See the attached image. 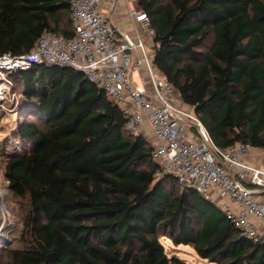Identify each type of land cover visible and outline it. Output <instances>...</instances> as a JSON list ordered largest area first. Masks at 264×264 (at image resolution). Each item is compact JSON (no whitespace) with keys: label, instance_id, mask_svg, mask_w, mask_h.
Returning a JSON list of instances; mask_svg holds the SVG:
<instances>
[{"label":"trees","instance_id":"1","mask_svg":"<svg viewBox=\"0 0 264 264\" xmlns=\"http://www.w3.org/2000/svg\"><path fill=\"white\" fill-rule=\"evenodd\" d=\"M154 28V62L221 147L264 150V0H136ZM50 30L75 34L70 0H0V55L30 50ZM30 145L5 174L26 203L16 246L0 264H189L163 237L214 264H264L214 202L182 188L127 129L122 107L83 72L34 63L9 73Z\"/></svg>","mask_w":264,"mask_h":264},{"label":"built area","instance_id":"2","mask_svg":"<svg viewBox=\"0 0 264 264\" xmlns=\"http://www.w3.org/2000/svg\"><path fill=\"white\" fill-rule=\"evenodd\" d=\"M118 1L70 0L72 37L45 30L30 50L0 55V81L5 86L0 105L12 90L11 80L2 78L4 72L34 63L83 72L110 99L124 104L128 130L150 128L156 139L152 156L164 173L218 205L242 235L264 244V231L252 220H264V166L248 160L253 146L239 141L221 147L193 109L177 104L176 88L155 65L154 41L150 48L143 37L144 32L151 37L155 33L149 15L133 0H123L134 33L119 30Z\"/></svg>","mask_w":264,"mask_h":264},{"label":"rangeland","instance_id":"3","mask_svg":"<svg viewBox=\"0 0 264 264\" xmlns=\"http://www.w3.org/2000/svg\"><path fill=\"white\" fill-rule=\"evenodd\" d=\"M137 5L136 0H133ZM127 29L124 32L134 33L133 25H127ZM130 29V30H129ZM143 37L147 46L153 47V37L148 36L145 32ZM10 72H4L2 78H9ZM1 78V79H2ZM136 82L140 83L138 74H134ZM11 80V79H10ZM2 81H0L1 84ZM11 94L3 100L0 105V245L16 246L18 245L17 239L23 228V211L26 207V203L14 196L9 187V181L5 174V165L8 159V155L16 151H26L30 148V145L23 142L18 138L16 129L20 118V112L23 109V103L21 101L22 96L18 91L14 90L13 82L11 80ZM17 93L14 96L13 93ZM121 107H125L123 103H120ZM141 131H145L144 128ZM140 132V131H139ZM146 134H148L146 132ZM155 140L154 137L151 139ZM163 243L168 249L170 254H177L180 257L186 259L189 264H214L213 262L201 258L197 255L195 249L188 244H175L170 238L163 237Z\"/></svg>","mask_w":264,"mask_h":264},{"label":"crops","instance_id":"4","mask_svg":"<svg viewBox=\"0 0 264 264\" xmlns=\"http://www.w3.org/2000/svg\"><path fill=\"white\" fill-rule=\"evenodd\" d=\"M117 12H116V17H115V21L116 24L118 26L119 30H124L127 29L126 26L127 25H133L131 20L129 19V16L127 14V7L126 4L123 0H120L117 2ZM130 30V29H129ZM134 31V30H133ZM175 101L177 102V104H179L181 107L186 108V109H191L192 107L188 104H186L183 99L181 94L177 91V93L175 94ZM145 131H140L141 133L145 134V136L151 140L152 139V135L150 133V128L148 126L144 127ZM146 132L148 134H146ZM152 141V140H151ZM153 143L156 142V139L152 141ZM247 158L249 161H251L252 163L259 165V166H264V150L257 148V147H253L251 150V153L249 155H247ZM253 222L256 224V226L258 227L259 230L264 231V220L262 221H258L256 219H252Z\"/></svg>","mask_w":264,"mask_h":264},{"label":"bare ground","instance_id":"5","mask_svg":"<svg viewBox=\"0 0 264 264\" xmlns=\"http://www.w3.org/2000/svg\"><path fill=\"white\" fill-rule=\"evenodd\" d=\"M4 84H3V82H1V84H0V93L3 91V89H4Z\"/></svg>","mask_w":264,"mask_h":264},{"label":"water","instance_id":"6","mask_svg":"<svg viewBox=\"0 0 264 264\" xmlns=\"http://www.w3.org/2000/svg\"><path fill=\"white\" fill-rule=\"evenodd\" d=\"M63 67H70V66H66V65H64ZM70 68H73V67H70Z\"/></svg>","mask_w":264,"mask_h":264}]
</instances>
